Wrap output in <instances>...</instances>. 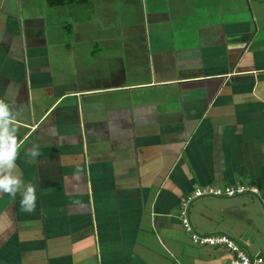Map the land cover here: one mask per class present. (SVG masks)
Returning <instances> with one entry per match:
<instances>
[{"label": "crops", "instance_id": "crops-1", "mask_svg": "<svg viewBox=\"0 0 264 264\" xmlns=\"http://www.w3.org/2000/svg\"><path fill=\"white\" fill-rule=\"evenodd\" d=\"M0 99L37 190L0 194V264H230L180 220L229 186L260 194L192 227L264 259V0H0Z\"/></svg>", "mask_w": 264, "mask_h": 264}, {"label": "clouds", "instance_id": "clouds-1", "mask_svg": "<svg viewBox=\"0 0 264 264\" xmlns=\"http://www.w3.org/2000/svg\"><path fill=\"white\" fill-rule=\"evenodd\" d=\"M21 115L22 111L15 105L0 99V194L15 198L20 193L21 210L33 213L36 210V186L32 183L25 184L21 175L15 173L19 158L18 122ZM24 152L26 162L34 163L41 155L40 145L33 144Z\"/></svg>", "mask_w": 264, "mask_h": 264}, {"label": "built area", "instance_id": "built-area-1", "mask_svg": "<svg viewBox=\"0 0 264 264\" xmlns=\"http://www.w3.org/2000/svg\"><path fill=\"white\" fill-rule=\"evenodd\" d=\"M243 194L259 195L258 187L229 186L224 188H197L187 196L181 204L180 220L184 228L190 233L191 240L195 245L208 247H221L232 253L230 264H264L262 257H252L245 247L240 245L232 237L224 233L202 235L194 231L190 219V205L200 197H235Z\"/></svg>", "mask_w": 264, "mask_h": 264}]
</instances>
